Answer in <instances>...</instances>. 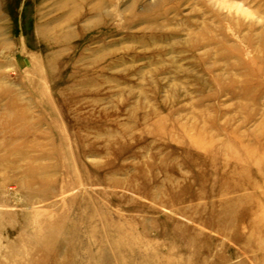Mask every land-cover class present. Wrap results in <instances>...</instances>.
<instances>
[{
  "label": "rangeland",
  "instance_id": "1",
  "mask_svg": "<svg viewBox=\"0 0 264 264\" xmlns=\"http://www.w3.org/2000/svg\"><path fill=\"white\" fill-rule=\"evenodd\" d=\"M0 264H264V0H0Z\"/></svg>",
  "mask_w": 264,
  "mask_h": 264
}]
</instances>
